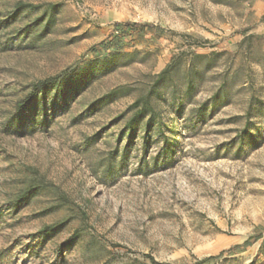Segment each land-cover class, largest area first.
I'll use <instances>...</instances> for the list:
<instances>
[{
    "label": "rangeland",
    "instance_id": "374dc122",
    "mask_svg": "<svg viewBox=\"0 0 264 264\" xmlns=\"http://www.w3.org/2000/svg\"><path fill=\"white\" fill-rule=\"evenodd\" d=\"M151 258L264 264V0H0V264Z\"/></svg>",
    "mask_w": 264,
    "mask_h": 264
},
{
    "label": "trees",
    "instance_id": "16d2710c",
    "mask_svg": "<svg viewBox=\"0 0 264 264\" xmlns=\"http://www.w3.org/2000/svg\"><path fill=\"white\" fill-rule=\"evenodd\" d=\"M30 8V6L29 5H25V4H22V3H19L18 5H17V8H16V11L17 12H22V11H24V10H27V9H29ZM167 70L168 69H166V70H164L160 75H159V79H161L163 76H164V74H166L167 73ZM42 92V90L40 89V87L39 86H36V87H34L33 88V91L23 100V101H20L18 104H17V108H18V110L19 111H22V110H24L26 107H28V106H31V105H35V104H37V101H38V96H39V94ZM109 97H111L112 96V94H110V95H108ZM37 99V100H36ZM141 100H139L136 104H135V106H139L140 104H141ZM147 106L148 105H144V108L140 111V113H143L145 110H146V108H147ZM41 188H43V185H41V183L40 182H38V183H36V184H33V185H31L30 187H29V189L23 194V196L22 197H20V199L21 198H25V197H27V194H28V192L29 191H32V192H36V191H38L39 189H41ZM19 199V200H20ZM52 230V227H47V228H45L42 232H40L39 234L40 235H42V234H48L50 231ZM249 242V241H248ZM247 242V243H248ZM207 260H204L203 262H206ZM151 262L153 263V264H163V263H159V262H157L155 259H153V258H151Z\"/></svg>",
    "mask_w": 264,
    "mask_h": 264
}]
</instances>
